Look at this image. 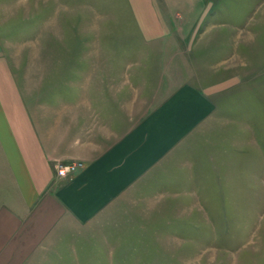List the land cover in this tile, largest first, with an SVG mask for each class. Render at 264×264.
Segmentation results:
<instances>
[{
  "label": "rangeland",
  "instance_id": "rangeland-1",
  "mask_svg": "<svg viewBox=\"0 0 264 264\" xmlns=\"http://www.w3.org/2000/svg\"><path fill=\"white\" fill-rule=\"evenodd\" d=\"M149 4L0 0V56L41 115L78 104L88 115L92 101H114L141 117L180 49L185 72L176 78L220 102L221 115L100 219L98 246L83 264H264V0H203L196 12L172 16L174 38L158 43L163 14ZM68 164L79 166L56 171Z\"/></svg>",
  "mask_w": 264,
  "mask_h": 264
},
{
  "label": "crops",
  "instance_id": "crops-1",
  "mask_svg": "<svg viewBox=\"0 0 264 264\" xmlns=\"http://www.w3.org/2000/svg\"><path fill=\"white\" fill-rule=\"evenodd\" d=\"M147 1L155 14H163L164 30L151 37L157 43L173 37L172 16L192 14L203 4ZM136 12L143 16L141 9ZM183 56L180 49L168 59L138 118L114 101L105 107L92 101L88 115L82 104L61 115H41L0 56V146L7 169L0 177V264L86 262L87 249L98 246V223L115 202L156 177L192 132L211 115H221L216 95L176 78L177 69L185 72ZM73 162L79 164L76 172L58 178L57 164Z\"/></svg>",
  "mask_w": 264,
  "mask_h": 264
},
{
  "label": "built area",
  "instance_id": "built-area-1",
  "mask_svg": "<svg viewBox=\"0 0 264 264\" xmlns=\"http://www.w3.org/2000/svg\"><path fill=\"white\" fill-rule=\"evenodd\" d=\"M77 168V165H62L59 167V169L56 171V175L58 178L60 177H68L73 174L75 169Z\"/></svg>",
  "mask_w": 264,
  "mask_h": 264
}]
</instances>
